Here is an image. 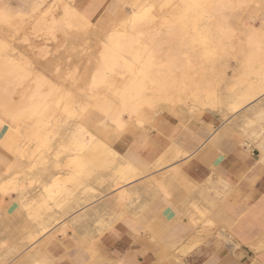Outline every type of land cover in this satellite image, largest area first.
Instances as JSON below:
<instances>
[{
  "label": "rangeland",
  "instance_id": "obj_1",
  "mask_svg": "<svg viewBox=\"0 0 264 264\" xmlns=\"http://www.w3.org/2000/svg\"><path fill=\"white\" fill-rule=\"evenodd\" d=\"M219 1H199L198 6L208 14L204 15V11L195 6L197 17L188 14L182 18L185 11L190 10V0H0V189L3 186L7 188V181L14 185L13 188L12 185L4 188L5 194L0 192V207L9 214H13L17 207L23 212L20 215L21 226H12L14 218L11 221L6 218L7 224L3 229L10 246L5 260L8 261L7 256L11 255L10 260L17 259L18 264H46L38 246L45 244L47 240L44 239L51 233L54 237L63 234L60 226L63 219L74 215L84 205L88 209L98 204V209L105 210L109 207L108 198L113 194L118 196L117 208L130 198L124 185L131 180L121 179L112 172L91 184L95 193L89 189L85 193H75L82 205L67 209L70 214L53 207L49 201L41 204L42 184L32 173L51 167L58 161L59 170L63 166L66 167L63 170H68L66 160L71 151L66 150L67 143L61 139L65 133L68 135L83 126L85 119L98 125L89 129L90 133L112 147L109 138L120 142L127 133L148 135L156 132L164 116L200 118L207 111L221 110L234 113L258 96L259 101L250 111L264 104V95L260 98L264 93V0ZM73 9L87 18L89 24L86 28L70 25L68 16H72ZM132 11L140 17L146 14L141 47H148L145 54L152 59L149 61L152 68L147 67L150 82L145 98L150 99V103L145 100L143 103L147 105H144L141 102L136 112L131 113L132 117L130 112H122V120L128 123L123 129H117L116 125L107 129L102 126L107 124L118 106L117 94L136 75L137 67L133 66V72H130L134 63L130 60L133 58L123 55L124 59L119 58V63L113 66L114 71L107 74H110L107 82L98 86V92L92 89V79L99 67L103 46L109 44L110 33L123 31L124 22L119 19L122 14ZM197 18L202 19L199 21ZM178 21H184V26L187 23V27L181 24L186 33L180 31L182 28ZM190 22L196 23V29L199 28L201 33L196 40L191 39L188 33L194 27ZM133 25H128L127 33L140 27L139 23ZM114 88L118 91L115 97L110 96L116 90ZM240 96H247V99L238 102ZM256 110L263 114L262 107ZM37 130L45 142L35 140ZM4 132H8L4 141L8 139L6 141L14 145V150L1 141ZM35 151L38 153L34 155ZM75 220L79 222V218ZM99 223V235L112 225V221L106 220ZM75 234L77 237L95 236L84 223L76 228Z\"/></svg>",
  "mask_w": 264,
  "mask_h": 264
},
{
  "label": "crops",
  "instance_id": "obj_2",
  "mask_svg": "<svg viewBox=\"0 0 264 264\" xmlns=\"http://www.w3.org/2000/svg\"><path fill=\"white\" fill-rule=\"evenodd\" d=\"M258 97L234 113L164 116L156 132L126 136L122 155L145 172L125 189L130 198L117 208L113 194L105 210L84 205L63 219V234L38 246L45 263L264 264V104L263 114L250 111ZM22 213L0 207V264H18L5 260L3 226H21ZM100 220L112 221L101 235ZM82 223L95 236L77 237Z\"/></svg>",
  "mask_w": 264,
  "mask_h": 264
},
{
  "label": "bare ground",
  "instance_id": "obj_3",
  "mask_svg": "<svg viewBox=\"0 0 264 264\" xmlns=\"http://www.w3.org/2000/svg\"><path fill=\"white\" fill-rule=\"evenodd\" d=\"M199 1H203V0H190V2L192 3L190 10L187 9L185 11V14L183 15L184 17L182 18H186V16H188V14H192L191 16L195 15L196 10L195 8L197 7L198 10L204 11L203 8L199 7ZM221 1V0H220ZM219 1V2H220ZM230 1V0H229ZM64 4V3H63ZM217 5V4H216ZM77 6V5H75ZM196 6V7H195ZM201 9H199V8ZM57 8V7H56ZM68 8V7H67ZM128 8V7H127ZM50 9V8H49ZM52 9V8H51ZM74 11L72 16H68L67 13H65V16H68L69 19V23L70 25H74V26H78L80 28H86V26L89 24L87 18H85V16L83 15V13L76 11L75 9H73ZM128 10V9H127ZM131 10V9H130ZM146 10V9H145ZM49 10H47L48 12ZM219 11V10H217ZM51 12V11H49ZM57 12V11H56ZM205 12V11H204ZM203 14L205 15L207 12H205ZM150 13V12H149ZM56 14V13H55ZM67 14V15H66ZM130 14V15H129ZM142 14V13H141ZM208 14V13H207ZM45 15V14H44ZM146 14L142 15L141 17L137 15V13L135 11L132 12H128V14H122L120 17V21L124 22L122 24L123 27V31L120 30H114L110 33V38H109V44L106 46H103V50L101 53V59L99 62V67L97 69V71L95 72L93 79H92V84L91 86L92 89H94V91H97L98 86L105 84V81L107 80V77H109V75L107 76V74L109 72H111L112 70L114 71L113 66L117 65V62L119 60V58H123V55H130L131 58H133V60H130V62H134L133 65H131L130 67V72H133V66L137 67V72L135 73L136 75H134V77L132 79L129 80V83L127 84V86L122 89L121 92L118 93L117 89L114 88V93L110 96L115 97V95L117 94L118 97H116L119 101L118 102V106L116 109L113 110V112L111 113V115L109 116L108 120H107V124H103L102 127L110 129V127L112 125H116L115 127L117 129H123L125 127L126 124H128L127 122H124L122 119V112H136V108L139 107L138 105L141 104V102L143 103V101L146 103L148 101V103H150V99L147 100L146 98V92L148 90V84H149V76H148V69L152 68V64H150L152 59H148L150 58L149 56H146V49H148V47L145 46V48L142 49L141 44H142V39L144 37L145 34V23H144V19H146L145 16ZM149 14H147L148 17ZM197 15V13H196ZM195 15V16H196ZM54 16V15H53ZM145 16V17H144ZM163 16V15H162ZM130 17V19H129ZM197 17V16H196ZM54 18V17H53ZM57 18V17H56ZM55 19V18H54ZM149 19V18H147ZM152 19V18H151ZM150 19V20H151ZM202 18H197V20H201ZM66 20V19H65ZM180 20H183L180 18ZM188 20V19H187ZM191 21L194 22V20L189 19ZM147 22V20H145ZM149 21V20H148ZM153 21V20H152ZM156 21V20H155ZM171 22V21H170ZM179 22V21H178ZM182 23L178 24L181 27V24H183L182 27H187V23H185L184 26V21H181ZM187 22V21H185ZM197 22V21H196ZM203 22V20H202ZM54 23V22H53ZM56 23H58L56 21ZM69 23L66 21V24L69 25ZM127 23V24H126ZM140 24V27L137 26V29L135 31H131L130 33H127L126 30L128 29V25L129 24H134L133 26H135V24ZM168 23V22H167ZM189 23V22H188ZM223 23V20L222 22ZM65 24V25H66ZM76 24V25H75ZM126 24V25H125ZM162 24V23H161ZM191 25H193V29L188 32L190 33V35L192 36L191 39L196 40L197 37L199 36L198 29H196V23H192L190 22ZM189 24V25H190ZM56 25V24H55ZM164 25V24H163ZM188 25V26H189ZM222 25V24H221ZM132 26V25H131ZM171 26V25H169ZM68 27V26H67ZM178 27V29L180 28ZM181 27V28H182ZM72 28V27H71ZM136 28V27H135ZM68 29V28H67ZM79 29V28H77ZM163 29V28H162ZM187 29V28H186ZM69 30H70V26H69ZM183 30L185 31V28L181 29L180 31L183 32ZM179 31V32H180ZM187 31V30H186ZM185 31V33H186ZM181 32V33H182ZM160 33V32H159ZM182 35V34H181ZM189 35V34H188ZM109 36V35H108ZM185 36V35H184ZM187 36V35H186ZM153 37V35H152ZM155 37V36H154ZM157 37V36H156ZM155 41V40H154ZM198 41V40H197ZM156 42V41H155ZM152 44L154 42H151ZM151 45V44H150ZM160 46V45H159ZM158 46V47H159ZM157 47V46H156ZM155 48V46H154ZM152 50V49H151ZM148 51V50H147ZM249 51V50H248ZM206 52V51H205ZM207 53V52H206ZM150 54H153L150 52ZM204 55V54H203ZM252 55V54H251ZM206 56V55H205ZM249 56V55H248ZM253 58V56H251ZM250 58V57H249ZM248 59V58H247ZM253 60V59H252ZM247 61V60H246ZM256 61V60H255ZM128 62V61H127ZM119 63V62H118ZM123 64V62H121ZM125 63V62H124ZM154 63V62H153ZM242 64V63H241ZM127 66V65H126ZM148 67V69H147ZM261 67V66H260ZM129 68V67H128ZM136 69V68H135ZM40 70V69H39ZM110 70V71H109ZM264 70V69H263ZM42 71V70H41ZM55 71V70H54ZM129 71V70H128ZM163 72V71H162ZM165 72V71H164ZM260 72V71H259ZM113 73V72H112ZM167 73V72H166ZM131 74V73H130ZM251 74V73H250ZM151 75V74H150ZM254 75V74H252ZM251 75V76H252ZM256 75V74H255ZM131 76V75H130ZM161 77V76H160ZM264 77V76H263ZM111 78V77H110ZM130 78V77H129ZM157 78V77H155ZM52 80V78H51ZM55 80V79H54ZM45 81V80H44ZM43 81V84H44ZM107 82V81H106ZM250 82V81H249ZM115 83V82H114ZM246 83V82H245ZM107 84V83H106ZM113 84V83H112ZM151 84V83H150ZM47 85V84H46ZM249 85V84H248ZM42 86V85H41ZM49 86V85H47ZM33 87V86H32ZM105 87L110 88L109 86L105 85ZM48 88V87H47ZM32 91V88H30ZM48 91V89H45V91ZM103 90V89H102ZM101 90V91H102ZM108 90V89H107ZM153 90V89H151ZM256 90V89H255ZM232 91V90H231ZM236 91V90H235ZM263 91V90H262ZM98 92V91H97ZM96 93L95 96L98 95V93ZM107 92V91H106ZM104 92V94L107 95V93ZM44 93V92H43ZM150 93V92H149ZM161 93V91L159 92ZM256 93V92H255ZM259 94V92H257ZM23 94V93H22ZM111 94V93H108ZM237 94V93H236ZM2 95V94H1ZM149 95V94H148ZM152 95V94H151ZM150 95V96H151ZM257 95V94H255ZM264 95V93L260 94V98ZM195 96V95H194ZM23 97V96H22ZM154 97H158L156 95H154ZM159 97H161L159 95ZM215 97V96H214ZM24 98V97H23ZM27 98V97H26ZM244 98V97H243ZM242 96L239 97V101L241 102L243 100ZM249 98V97H248ZM22 99V98H21ZM152 99V98H151ZM154 99V98H153ZM247 99V96L244 98ZM165 101V100H164ZM217 102V101H216ZM223 102V101H222ZM145 103V104H146ZM153 103V102H151ZM213 102L211 101V104ZM215 103V102H214ZM220 103V102H219ZM144 104V103H143ZM144 104V105H145ZM143 105V106H144ZM147 105V104H146ZM185 105V104H184ZM213 105H217V104H213ZM213 105H211V107H213ZM59 106V103L58 105ZM143 106H141L143 108ZM152 106V105H151ZM220 106V105H219ZM145 107V106H144ZM149 107V105L147 106ZM146 107V108H147ZM153 107V106H152ZM215 107V106H214ZM217 107V106H216ZM240 107V106H239ZM151 108V107H149ZM139 109V108H138ZM141 109V108H140ZM65 110V108L63 109V111ZM220 110V109H219ZM139 111V110H138ZM67 113V112H65ZM136 113H134L135 115ZM68 115V114H67ZM128 115V114H126ZM125 115V116H126ZM70 116V115H69ZM124 116V113H123ZM130 116V115H128ZM133 115L131 114V117ZM137 118V117H136ZM90 119V118H89ZM131 118L129 117V120ZM138 120V119H137ZM142 122V121H141ZM140 122V123H141ZM2 123V122H1ZM83 126L78 127L75 130H71L72 132L68 135H63L61 141L64 142L66 141V145L65 147H68V149L71 151V154L68 155L69 159L66 160L68 162V165L65 163L64 165L68 166V170H63L64 168L66 169V167L63 166V169L59 170L60 168L58 167L59 161L55 162L54 164H52L51 167H44L40 170V172H31L33 177H38V179H40L41 182V189H42V193H41V204H44L46 202H50L53 207L59 208V209H63L66 210L67 209H71L76 207V206H81L82 204L79 202L80 197L74 195L75 193L78 195L80 192H87V189H89L88 191L93 190V192L95 193V189L94 187L91 186V184H94L96 181L102 179V177H104L107 174H111L112 172L115 174L117 173L121 179H124L126 181L131 180L129 183H127V185L125 184L124 187L128 190L130 185H132L135 181L137 182V180L139 178H141L142 176H144L145 172H143L140 168H138L131 160H128V158L124 157L122 155V150L125 146V138L122 139V141L120 142H115L114 139L109 138V142L112 143V147L107 146V144L100 138L96 137L95 135H93L92 133H90L89 129H94L97 128V124H90V121L88 119H85L83 122ZM126 123V124H125ZM3 124V123H2ZM23 124V123H22ZM50 125V124H49ZM119 131V130H118ZM8 132H4L1 141L3 140V142H5L12 150H14V145L11 142H7L6 139L4 141V138H6V136ZM125 134V133H124ZM129 135V133H127ZM131 134V133H130ZM127 135V136H128ZM133 135V134H132ZM35 140L38 143H43L46 140L42 137V133L40 131L37 130V132L35 133ZM59 141V140H58ZM30 144V143H29ZM64 144V143H62ZM35 146V145H34ZM28 147V145H27ZM26 147V148H27ZM43 147V146H42ZM60 147V146H59ZM25 148V149H26ZM36 148V146H35ZM32 149V148H31ZM34 149V148H33ZM37 149H40L39 147H37ZM60 149H64V148H60ZM60 149L58 150V152L56 153H60ZM29 150V149H28ZM36 150V149H34ZM66 150H64L63 152H65ZM24 151V150H23ZM22 151V153H23ZM30 152V150H29ZM32 152V151H31ZM68 151H66L67 153ZM22 153L20 155V157L22 156ZM36 151L34 152L35 155ZM38 153V152H37ZM36 153V154H37ZM41 153V152H40ZM65 153V154H66ZM70 153V152H68ZM55 154V153H54ZM57 154V155H58ZM33 155V156H34ZM41 155V154H40ZM43 155V153H42ZM56 155V156H57ZM55 156V155H54ZM60 156V155H59ZM58 156V157H59ZM126 156V155H125ZM58 157L57 158L58 160ZM67 158V157H66ZM60 160V159H59ZM36 163V162H35ZM58 167V169H57ZM8 169V168H7ZM34 171V170H33ZM29 174V176H31ZM31 176V177H32ZM17 177V176H16ZM48 177V178H47ZM14 178V177H13ZM47 178V181L43 182V179ZM25 179V178H24ZM34 179V178H33ZM17 180V179H16ZM31 180V179H30ZM143 180V179H142ZM122 182V180H120ZM7 185L6 187L9 188L8 186L12 185L13 188V184H9V181H7ZM12 182V181H11ZM14 182V181H13ZM117 182V181H116ZM135 182V183H136ZM126 183V182H125ZM9 184V185H8ZM5 185V184H3ZM105 185V184H104ZM114 185V184H113ZM16 186V185H15ZM20 186V185H19ZM5 188V186H3ZM2 188V187H1ZM3 188V189H4ZM5 188V189H7ZM15 188V187H14ZM0 189V192L2 191L3 194L4 190ZM11 189V188H10ZM9 189V190H10ZM12 190V189H11ZM16 190V189H13ZM12 190V191H13ZM6 193L9 192L8 190L5 191ZM2 194V193H1ZM71 196V197H70ZM95 196V195H94ZM92 196V197H94ZM40 198V197H39ZM39 202V201H38ZM39 204V203H37ZM50 204V205H51ZM49 205V206H50ZM46 206V205H45ZM88 207V206H85ZM38 208V207H37ZM45 209V208H44ZM76 209V208H75ZM28 212V211H27ZM26 212V213H27ZM52 212V211H51ZM61 212V211H60ZM90 210L87 211V213L89 214ZM62 213V212H61ZM64 213V212H63ZM67 213H69L67 211ZM51 214V213H50ZM56 214V213H55ZM70 214V213H69ZM65 215V214H64ZM51 216V215H50ZM56 217V216H55ZM51 218H53L51 216ZM78 218H82V217H77ZM55 219V218H54ZM53 219V220H54ZM48 220V219H47ZM46 220V221H47ZM58 220V219H57ZM32 222V221H31ZM103 222V221H102ZM38 223V222H37ZM40 223V222H39ZM45 224V223H44ZM43 224V225H44ZM47 226V225H45ZM41 227V226H40ZM44 227V226H43ZM46 230V229H45ZM38 231V230H37ZM36 231V232H37ZM39 232V231H38ZM36 237V236H35ZM30 239V238H29ZM32 241V240H31Z\"/></svg>",
  "mask_w": 264,
  "mask_h": 264
}]
</instances>
